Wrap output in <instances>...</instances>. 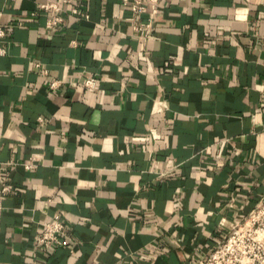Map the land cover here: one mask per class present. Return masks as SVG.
<instances>
[{"label": "crops", "instance_id": "1", "mask_svg": "<svg viewBox=\"0 0 264 264\" xmlns=\"http://www.w3.org/2000/svg\"><path fill=\"white\" fill-rule=\"evenodd\" d=\"M58 1L0 0V264H200L264 198V0H165L147 39Z\"/></svg>", "mask_w": 264, "mask_h": 264}, {"label": "built area", "instance_id": "2", "mask_svg": "<svg viewBox=\"0 0 264 264\" xmlns=\"http://www.w3.org/2000/svg\"><path fill=\"white\" fill-rule=\"evenodd\" d=\"M165 0H121L122 6L128 8L133 14L146 13L148 18L145 23L132 27L133 32L142 39H147L152 30L159 7ZM64 7L68 8L64 12ZM47 14L46 28L52 29L63 22V14L78 16V9L72 5V0H59L48 2L38 7ZM35 17V12L30 14ZM1 17V12H0ZM6 32L0 26V56L5 55ZM54 83L50 85L52 88ZM84 87L94 89L95 80L87 79ZM30 169L33 162L26 164ZM9 187H3L2 195L10 193ZM14 195L16 193H13ZM67 228L60 215H55L49 223L42 225L40 233L35 237L36 247L44 251L60 249L65 245ZM200 264H264V198L258 201L250 213L243 217L239 223L232 224L226 231L225 239L208 257L206 262Z\"/></svg>", "mask_w": 264, "mask_h": 264}, {"label": "rangeland", "instance_id": "3", "mask_svg": "<svg viewBox=\"0 0 264 264\" xmlns=\"http://www.w3.org/2000/svg\"><path fill=\"white\" fill-rule=\"evenodd\" d=\"M206 262V260L204 261V263Z\"/></svg>", "mask_w": 264, "mask_h": 264}]
</instances>
